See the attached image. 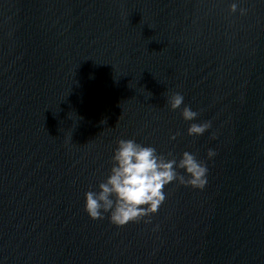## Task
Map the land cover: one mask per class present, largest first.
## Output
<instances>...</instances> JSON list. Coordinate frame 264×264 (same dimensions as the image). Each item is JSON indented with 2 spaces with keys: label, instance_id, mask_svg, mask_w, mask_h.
<instances>
[{
  "label": "water",
  "instance_id": "obj_1",
  "mask_svg": "<svg viewBox=\"0 0 264 264\" xmlns=\"http://www.w3.org/2000/svg\"><path fill=\"white\" fill-rule=\"evenodd\" d=\"M118 139L209 183H170L151 223L92 220ZM0 264H264V0H0Z\"/></svg>",
  "mask_w": 264,
  "mask_h": 264
},
{
  "label": "clouds",
  "instance_id": "obj_2",
  "mask_svg": "<svg viewBox=\"0 0 264 264\" xmlns=\"http://www.w3.org/2000/svg\"><path fill=\"white\" fill-rule=\"evenodd\" d=\"M237 7L233 2L229 11L234 13ZM239 11L241 15L246 12L242 8ZM167 103L173 111L182 108L183 120L197 119L198 113L184 104L182 94L173 93ZM211 126L210 121L190 123L187 134L202 136ZM178 135L176 133L170 139L175 140ZM116 145L106 178L99 183L98 190L85 193L84 210L92 220H103L107 214L109 222L117 227L141 220L151 223V216L158 212L166 199L164 189L170 183L177 182L193 189H203L209 183L207 163L189 151H184L177 159L171 152L166 155L158 153L154 147L135 139H118ZM206 155L211 159L216 150L208 149Z\"/></svg>",
  "mask_w": 264,
  "mask_h": 264
}]
</instances>
